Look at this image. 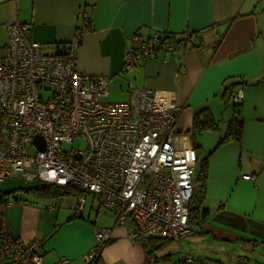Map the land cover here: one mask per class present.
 Here are the masks:
<instances>
[{"label": "crops", "instance_id": "0c3cea01", "mask_svg": "<svg viewBox=\"0 0 264 264\" xmlns=\"http://www.w3.org/2000/svg\"><path fill=\"white\" fill-rule=\"evenodd\" d=\"M86 22L91 30L81 37L78 71L107 76L109 89L119 87L122 102L134 89H150L181 108L176 125L181 141L198 147L199 160L207 158L203 209L208 216L197 235L214 232L254 251L264 240V0H4L0 52L8 45L10 24L26 25L29 41L58 53ZM138 32L171 35L187 44L176 55L140 60L127 72L124 57ZM231 92L242 95L237 106ZM202 110H208L218 130L193 132L194 117ZM234 117L242 122L241 140L218 145ZM16 178L0 182L5 205L0 229L27 243L40 240L46 264L61 258L94 264L97 229L113 235L98 264H153L177 247L171 242L149 256L145 240L133 239L132 226H118L96 198L86 195L80 210L78 196L39 199Z\"/></svg>", "mask_w": 264, "mask_h": 264}, {"label": "built area", "instance_id": "2783aa9c", "mask_svg": "<svg viewBox=\"0 0 264 264\" xmlns=\"http://www.w3.org/2000/svg\"><path fill=\"white\" fill-rule=\"evenodd\" d=\"M4 0H0V3ZM1 25V23H0ZM28 27L7 26L9 42L0 52V182L21 178L27 186H72L96 198L118 226H132L133 239L179 242L195 230L188 206L194 194L198 155L183 144L176 125L181 108L150 89H134L125 102H108L110 79L77 69L82 35L89 22L58 53L46 52L26 37ZM124 57V69L137 62L176 55L186 41L138 32ZM235 104L240 93H230ZM40 135L44 150L35 144ZM83 141L84 149H64ZM244 179L255 177L244 175ZM0 203V213L4 209ZM93 258L113 240L109 229L95 230ZM264 243V242H263ZM42 242H24L0 229L5 264H46ZM183 264H193L187 255ZM54 264H71L61 258Z\"/></svg>", "mask_w": 264, "mask_h": 264}, {"label": "rangeland", "instance_id": "374dc122", "mask_svg": "<svg viewBox=\"0 0 264 264\" xmlns=\"http://www.w3.org/2000/svg\"><path fill=\"white\" fill-rule=\"evenodd\" d=\"M107 101L112 103L124 101L117 85H111ZM184 137H188L187 134H184ZM85 147V142L75 141L71 146H64V149H84ZM197 178L198 172L196 171L194 175V186L199 183L196 181ZM16 179L21 180V178ZM92 197L93 196L89 195L88 198L90 201ZM90 204L89 202L87 208L90 207ZM103 212L106 211L103 210ZM220 238L221 237L214 232H205L200 236L194 232L191 235L183 237L179 242L173 241L174 243L171 245L173 247L176 245V249L173 250L168 257L162 258L161 255V259L156 260L153 264H183L181 262L183 255L190 256L194 260L193 264H264V240L259 239L257 247L254 251H251L244 247L242 242L225 241Z\"/></svg>", "mask_w": 264, "mask_h": 264}, {"label": "trees", "instance_id": "16d2710c", "mask_svg": "<svg viewBox=\"0 0 264 264\" xmlns=\"http://www.w3.org/2000/svg\"><path fill=\"white\" fill-rule=\"evenodd\" d=\"M228 94L229 92L226 90L224 94V98L226 103L228 104ZM234 106H237L236 104ZM193 132H202L205 130L216 131L219 128L218 123L213 119L208 110H202L198 112L193 121ZM242 138V122L238 120L237 117H234L229 121L227 132L224 137H222L218 145L226 143L231 140L240 141ZM195 149L198 147L195 145ZM197 172L198 178L196 181L199 183L194 186V194L193 198L188 206L189 209V224L196 229H200L208 216L207 210L203 209V202L205 199V187H206V177H207V158H203L202 160L198 159L197 164ZM30 188L24 189L25 192L33 194L35 197L44 200H53L60 199L63 197H76L80 196L82 193L78 189L67 186H53L48 187L40 184H36L33 186H28ZM193 231V233L195 232ZM199 232V231H198ZM191 233V234H193ZM190 234V235H191ZM195 234H198L195 232ZM200 234H202L200 232ZM171 240L164 239H148L143 243V248L147 250L149 256H153V254L163 248L164 246L170 244ZM99 256L95 258V263L98 264Z\"/></svg>", "mask_w": 264, "mask_h": 264}, {"label": "water", "instance_id": "95a60500", "mask_svg": "<svg viewBox=\"0 0 264 264\" xmlns=\"http://www.w3.org/2000/svg\"><path fill=\"white\" fill-rule=\"evenodd\" d=\"M35 144L40 148V150H44L45 148V145L44 143L42 142V138L40 135H36L35 136Z\"/></svg>", "mask_w": 264, "mask_h": 264}]
</instances>
